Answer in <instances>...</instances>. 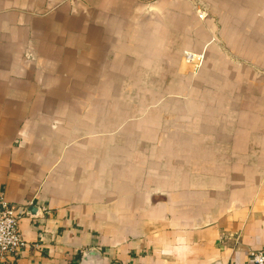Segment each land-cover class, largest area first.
Returning <instances> with one entry per match:
<instances>
[{
    "label": "crops",
    "instance_id": "0c3cea01",
    "mask_svg": "<svg viewBox=\"0 0 264 264\" xmlns=\"http://www.w3.org/2000/svg\"><path fill=\"white\" fill-rule=\"evenodd\" d=\"M213 6L252 66H245L247 89L263 90L248 102L264 105V0H213ZM191 20L197 19L184 0H0V195L21 213L28 241L1 264H95L97 257H83L92 249L103 252L102 264H253L248 250L264 249V193L224 221L240 232V242L220 238L221 220L169 226L162 239L137 216L118 218L114 229L104 217L109 210L94 204L86 172L77 176L75 160L90 159L94 146L63 149V137L84 136L71 130L82 125L75 106L93 105L103 93L111 66L127 57L124 42H143L130 51L140 64L136 48L148 52L153 36H189ZM262 114L254 118L264 122Z\"/></svg>",
    "mask_w": 264,
    "mask_h": 264
},
{
    "label": "rangeland",
    "instance_id": "374dc122",
    "mask_svg": "<svg viewBox=\"0 0 264 264\" xmlns=\"http://www.w3.org/2000/svg\"><path fill=\"white\" fill-rule=\"evenodd\" d=\"M184 1L198 20H191L189 36H153L148 52L135 49L143 54L140 64L130 51L143 42L125 41L127 57L111 66L103 93L93 105L75 106L82 125L71 130L84 136L63 137V149L94 146L90 159H74L77 176L86 172L94 204L109 210L104 217L114 229L118 218L137 216L162 239L169 226L194 229L221 220L220 238L240 242V232L224 221L264 193V122L254 118L264 105L248 102L263 90L247 89L245 66H252L230 43L213 0ZM103 262L101 252L95 264Z\"/></svg>",
    "mask_w": 264,
    "mask_h": 264
},
{
    "label": "built area",
    "instance_id": "2783aa9c",
    "mask_svg": "<svg viewBox=\"0 0 264 264\" xmlns=\"http://www.w3.org/2000/svg\"><path fill=\"white\" fill-rule=\"evenodd\" d=\"M21 213L7 198L0 195V264L12 254L28 246L20 228ZM253 264H264V249L249 251Z\"/></svg>",
    "mask_w": 264,
    "mask_h": 264
},
{
    "label": "water",
    "instance_id": "95a60500",
    "mask_svg": "<svg viewBox=\"0 0 264 264\" xmlns=\"http://www.w3.org/2000/svg\"><path fill=\"white\" fill-rule=\"evenodd\" d=\"M99 253L95 250H87L83 253L84 258L98 257Z\"/></svg>",
    "mask_w": 264,
    "mask_h": 264
}]
</instances>
